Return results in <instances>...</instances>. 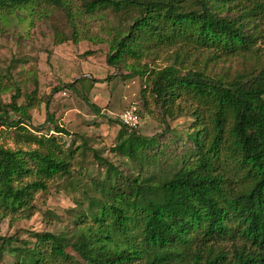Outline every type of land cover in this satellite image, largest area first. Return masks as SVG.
<instances>
[{
	"label": "trees",
	"instance_id": "16d2710c",
	"mask_svg": "<svg viewBox=\"0 0 264 264\" xmlns=\"http://www.w3.org/2000/svg\"><path fill=\"white\" fill-rule=\"evenodd\" d=\"M34 2L63 4L0 0V13L29 9ZM81 7L87 14L109 10L128 21L110 41L109 66L178 46L170 65H130L127 77L143 80L140 115L154 103L163 117L190 122L185 136L168 129L148 136L116 123L109 152L120 162L93 152L98 173L79 188L69 224L58 233L0 235V264H264V66L227 79L197 65L186 69L182 59L189 49L208 50L205 62L252 52L264 0H81ZM7 89L0 81V93ZM19 94L10 103L0 101V127L28 146L0 144V213L29 217L34 196L50 182L79 184L72 174L88 147L75 144L78 135L66 144L63 138L73 133L49 114V99L40 103L50 128L29 127L28 111L38 103L30 94L18 105Z\"/></svg>",
	"mask_w": 264,
	"mask_h": 264
},
{
	"label": "rangeland",
	"instance_id": "374dc122",
	"mask_svg": "<svg viewBox=\"0 0 264 264\" xmlns=\"http://www.w3.org/2000/svg\"><path fill=\"white\" fill-rule=\"evenodd\" d=\"M121 14L109 10L87 14L81 0H63L61 6H46L34 2L29 9L4 15L0 13V81L8 89L0 93L2 103H10L19 91L18 105L24 104L32 94L36 98L28 111L29 127H39L47 117L45 102L50 100L48 112L56 123L62 124L73 135L63 138L70 145L73 136L82 139L88 147L77 156L72 176L79 184L70 186L71 180L56 179L48 190L34 196V206L29 217L22 214L5 216L0 213V235L27 237V231H51L58 233L69 224L70 210L76 209L80 198L79 188L85 186L87 177L98 173L93 158L95 151L100 157L114 163L120 160L109 152L118 132V115L132 102L140 105L143 80L139 76L127 77L130 65L143 64L156 69L170 65L175 59L178 46L152 49L137 62L126 60L121 65L109 66L110 41L116 30H124L128 21ZM259 33L253 51L245 56L234 55L205 62L208 50L189 49L183 59L186 69L205 70L213 77L232 79L235 75L251 72L264 66V19L257 20ZM186 50L181 48V52ZM180 60V59H179ZM79 79L73 88H61L63 84ZM60 88L54 92V88ZM86 97L99 112L96 113L84 101ZM40 101H43L40 103ZM151 110L142 112V122L137 131L144 135L163 133L165 129L185 136L190 120L185 116L163 117L162 110L151 103ZM3 115H0V117ZM11 118L16 116L11 113ZM114 122H108V120ZM43 124L40 131L49 129ZM13 131L0 127V144L11 149H27L15 141ZM168 137L169 133L166 134ZM77 136V137H78ZM9 263L11 258L5 256Z\"/></svg>",
	"mask_w": 264,
	"mask_h": 264
},
{
	"label": "built area",
	"instance_id": "2783aa9c",
	"mask_svg": "<svg viewBox=\"0 0 264 264\" xmlns=\"http://www.w3.org/2000/svg\"><path fill=\"white\" fill-rule=\"evenodd\" d=\"M118 121L128 129L138 128L142 122L139 103L132 102L118 115Z\"/></svg>",
	"mask_w": 264,
	"mask_h": 264
}]
</instances>
